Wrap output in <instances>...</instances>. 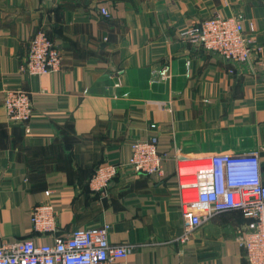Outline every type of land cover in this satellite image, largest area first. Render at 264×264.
<instances>
[{
	"label": "crops",
	"instance_id": "1",
	"mask_svg": "<svg viewBox=\"0 0 264 264\" xmlns=\"http://www.w3.org/2000/svg\"><path fill=\"white\" fill-rule=\"evenodd\" d=\"M214 14L254 25L263 53L251 73L181 40ZM40 30L61 50L62 70L29 76L21 67ZM166 67L171 77L159 81ZM8 89L32 97L28 127L8 122ZM153 136L165 157L161 180L127 167L131 145ZM255 152L264 180V0H0V245L52 244L109 224L112 244L135 246L127 264H248L236 241L247 222L239 212L177 241L176 169L177 159ZM104 163L123 167L102 198L86 187ZM47 190L59 230L36 234L32 210Z\"/></svg>",
	"mask_w": 264,
	"mask_h": 264
},
{
	"label": "built area",
	"instance_id": "2",
	"mask_svg": "<svg viewBox=\"0 0 264 264\" xmlns=\"http://www.w3.org/2000/svg\"><path fill=\"white\" fill-rule=\"evenodd\" d=\"M101 14L110 18L106 8H102ZM254 31V25L246 28L241 14H214L181 31L180 38L188 45L219 54L226 61L252 65L261 60L263 53ZM26 56L21 69L29 76L62 70L61 50L44 30L32 37ZM155 74L159 81L171 77L167 67ZM3 101L8 122L28 127L35 109L32 97L25 90L8 89ZM158 145L157 136L135 141L127 167L136 174L163 179L165 157L160 154ZM121 167L101 164L89 182L91 192L107 197L108 187ZM176 174L182 216V235L177 241L187 243L197 230L220 214L239 212L247 222L237 230L236 241L248 264H264V180L258 153L177 159ZM52 193L47 190L48 200L36 204L32 210V229L36 234H54L59 230ZM110 232L111 226L104 224L75 229L52 244L26 239L0 245V264H127L135 246L112 244Z\"/></svg>",
	"mask_w": 264,
	"mask_h": 264
},
{
	"label": "water",
	"instance_id": "3",
	"mask_svg": "<svg viewBox=\"0 0 264 264\" xmlns=\"http://www.w3.org/2000/svg\"><path fill=\"white\" fill-rule=\"evenodd\" d=\"M227 63L230 64L240 74H246L252 72L251 66L248 63H240V62L236 63V61L233 60H228Z\"/></svg>",
	"mask_w": 264,
	"mask_h": 264
},
{
	"label": "trees",
	"instance_id": "4",
	"mask_svg": "<svg viewBox=\"0 0 264 264\" xmlns=\"http://www.w3.org/2000/svg\"><path fill=\"white\" fill-rule=\"evenodd\" d=\"M98 167H99V166H98ZM98 167H96V168H94V169L92 170V172H91V174H90L89 182H90L91 178L93 177V175L95 174V172H96V170H97ZM86 190H87V192L93 193V192H91V190H90L89 183H88V185H87V187H86Z\"/></svg>",
	"mask_w": 264,
	"mask_h": 264
}]
</instances>
